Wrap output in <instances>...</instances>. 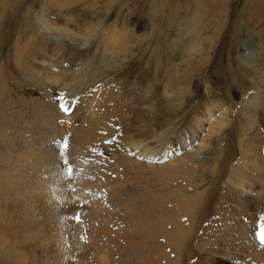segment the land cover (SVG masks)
I'll return each instance as SVG.
<instances>
[{
    "label": "bare ground",
    "instance_id": "1",
    "mask_svg": "<svg viewBox=\"0 0 264 264\" xmlns=\"http://www.w3.org/2000/svg\"><path fill=\"white\" fill-rule=\"evenodd\" d=\"M79 1L44 0L47 8L55 9L71 8ZM0 3V264H64V256L73 257L76 264H135L127 259L120 262L114 251H105L106 244L117 245L121 236L129 243L132 254L139 253L143 264H238L236 258L241 260L239 264H264V246L253 234L261 230L264 203L249 204L251 198L242 195L245 189L254 188L256 177L262 178L261 189L264 188L262 148L246 147L241 153L243 167L232 169L233 187L226 186V191L233 190L237 210L224 197L211 219H205L208 215L205 209L218 200V184L224 175L221 164L228 160V150L221 151L210 165L205 161L195 164L197 152L181 153L177 149L186 147L194 138L195 129L202 130L205 123L208 135L202 133L197 145L203 146L209 131L225 124L226 107L221 101H212L197 110L193 119L195 129L188 128L187 133L173 138L169 133L180 130L175 126L168 133L154 137L155 144H149L148 131L138 127L136 134H130V122L144 119L133 106L136 99L132 102L127 98L126 89L121 86L107 87L100 80L92 83L98 78L90 73L92 63L81 62L76 67L79 62L74 57L70 62L57 47L45 43L43 33H39L45 28L59 35L72 33L84 37L98 23L81 28L50 16L43 21L27 0L22 4L17 0H0ZM118 44H123L120 33L108 30L96 48L101 47L103 53L111 48V54L115 55L118 51L115 48H120ZM36 60L45 63L44 68L36 65ZM73 71V75L68 73ZM97 83L101 84L96 86ZM62 91L68 96L59 99L56 95ZM259 96L246 107L253 117L242 126L244 133L255 122L258 107H264ZM120 98L128 102L119 103ZM61 105L68 110H61ZM124 106L134 113L130 119L127 116L130 111L124 112ZM104 128L108 129L107 135L102 132ZM116 135L123 138L130 153H135L139 145L142 153L136 152L133 159L119 155ZM59 141H67L64 154L73 165L71 177L62 175L66 166L59 159L60 145L55 143ZM260 143L264 144L262 140ZM173 151L176 157L166 159ZM105 153L115 154L113 167L128 173L105 177L106 180L100 177V182L93 175L88 176V172L101 176L97 170L108 169ZM91 157L101 163H94ZM155 158L160 161L159 169L152 168ZM89 159L95 168L86 166ZM131 168L141 173L145 169L153 170L154 176L147 180L150 204L137 208L135 202L119 201L113 210L110 203L114 199L129 195L126 190L129 187L124 184L126 176L127 181L131 179ZM72 187L79 189L73 191ZM82 199L90 203L86 209L72 203ZM118 205H122L119 211ZM249 205L258 211L257 216L246 209ZM153 207L155 215L145 210ZM71 213L82 218L81 228L67 217ZM118 219L126 220L128 228L134 223L132 231L124 235L115 233L111 223ZM205 221L208 225L204 227ZM140 222H148L150 236L143 235L140 239L143 244L146 236L150 242L147 246H137L134 242L138 238L134 230H138L136 225ZM83 231L97 244L88 245L81 238ZM65 234L72 239L71 247L63 239Z\"/></svg>",
    "mask_w": 264,
    "mask_h": 264
},
{
    "label": "rangeland",
    "instance_id": "2",
    "mask_svg": "<svg viewBox=\"0 0 264 264\" xmlns=\"http://www.w3.org/2000/svg\"><path fill=\"white\" fill-rule=\"evenodd\" d=\"M17 1H19L18 4H22L25 0ZM27 1L36 9L39 17L41 16L39 19L43 21L50 16L52 19L61 20L64 24L81 25V28L89 24H99L94 31L85 33L84 37L72 33L68 36L59 35L45 28H42L39 33H43L45 43H49L51 47H57L58 51L67 55L66 58L70 62L74 57L75 61L79 62L76 67L81 62L92 63L90 73L98 77L92 83L100 80L107 87L121 86L126 89L127 98H131L132 102L136 99L133 106L140 115L144 116V119L139 120V123L130 122V134H136L135 128L138 127L148 131L147 138L150 139L146 140L149 144H155L154 137L168 133L175 126L180 130L177 131L178 133H169L173 138L187 133L188 128L195 129L193 119L197 110L212 101H221L226 107L223 121L225 124L221 128L211 129L210 135L203 142L204 145H197L198 138L202 136V133L207 132L208 124L205 123L202 130L195 129V136L186 147L177 149L181 153L197 152L199 156L195 164L205 161L210 165L221 151L228 150V160L221 164L224 175L218 184L216 194L218 200L215 199L206 207L205 211H208V215L205 219L214 218L217 205L224 197L225 201L237 210L234 206L237 200L233 199L235 198L233 190L230 193L226 191V186L233 187L232 169L236 166L243 167L241 153L244 149L246 150V147L258 145L264 153V144L260 143L261 140L264 143V107H258V113L254 116L255 122L250 129L245 133L242 129V126L248 124L253 117L251 110L246 107L256 95H260V100L264 101V0H80L73 7L63 9H55L53 6L47 8L44 0ZM108 30H115L122 38L123 44H118L120 48H115L118 50L115 55L111 54V48L109 49L108 46L107 53H103L101 47L96 48V45L100 43V37ZM35 63L42 68L45 66V63L39 60ZM68 73L73 75L75 71ZM100 84L97 83L96 86ZM65 94L68 96V93L63 91L56 96L60 99ZM118 102L126 104L128 101L126 98H120ZM129 106L132 108L131 104ZM129 106H124L123 109L124 112L130 111V114H127L128 117L134 115ZM106 129H102L104 135L108 133ZM115 130L121 131L120 128ZM118 136L116 143L119 155H129L133 159L137 157V153H142L140 145L134 147L137 153H130L129 146L124 145L123 138ZM58 144L61 147L63 143L59 141ZM172 153L166 159H174L176 153L174 151ZM114 157L115 154L105 155V166L108 169L97 170L101 176L93 172H88V176L93 175L100 182V177L106 180L108 177H115L118 173H128L127 170L122 172L123 168L113 167ZM143 158L140 157L139 160L143 161ZM97 159L91 157L94 163H101V160ZM155 159L152 168L159 169L160 161L158 158ZM91 160H86V166L95 168ZM149 162L150 160H147V163ZM129 170L131 179L127 181L126 176L124 184V187H129L126 189L129 195L123 199H114L110 203L113 210H116L117 206L114 205L119 201L135 202L137 208L142 204L145 206L150 204L151 195L147 180L150 176H154L153 170L145 169V173L135 171L133 168ZM148 172L149 176H147ZM120 178L123 179L122 176ZM261 179V177L254 178V188L251 191L245 189L242 193L243 196L251 198L249 204L252 201L264 203ZM251 180L252 178L249 183L252 182ZM73 189L79 188L72 187L71 190ZM72 203H78L77 205L85 209L90 205L87 199L72 200ZM121 208L122 205H118L117 211ZM154 209L153 207V209L145 210L155 215ZM246 209L250 214L257 216L258 211L254 207L249 205ZM67 217L77 224L78 228L82 227V218L79 217L80 221L75 219L76 213ZM138 219L142 221L140 217ZM111 224L112 230L121 234L128 230L132 231L130 229L134 225L132 223L128 228L126 220L123 219H118V222L114 221ZM207 225L208 221H205L204 227ZM136 226L138 230L134 231L138 238L134 239V242L137 246H147L150 244L146 241V236H150L146 228L148 222L145 224L140 222ZM201 232L200 230L199 233ZM143 235L146 236L142 244L140 239ZM81 238L91 247L97 244L84 231ZM63 239L67 246H72V239L68 235L65 234ZM118 239L115 246L106 244L105 251H114V255L120 262L127 259L135 264H143L139 253L130 252L131 249L125 237L121 236ZM160 241L162 242L163 238ZM62 260L64 264L68 262L76 264L71 256H64ZM235 261L238 264L241 263L238 258Z\"/></svg>",
    "mask_w": 264,
    "mask_h": 264
},
{
    "label": "snow or ice",
    "instance_id": "3",
    "mask_svg": "<svg viewBox=\"0 0 264 264\" xmlns=\"http://www.w3.org/2000/svg\"><path fill=\"white\" fill-rule=\"evenodd\" d=\"M61 110L63 111H67L68 109L64 106L61 105ZM55 143H59V142H55ZM68 145H67V141H65L63 143V145L60 147L59 150V159L62 162V165L66 166L62 169V175H65L67 177H71L72 173H73V165L70 162L69 158L67 156H65L64 152L67 149ZM93 151H95V149H93ZM74 191V189H73ZM75 219L79 220V216H76ZM260 231H254V235L258 238L259 243L261 244V246H264V213H262L260 215Z\"/></svg>",
    "mask_w": 264,
    "mask_h": 264
}]
</instances>
